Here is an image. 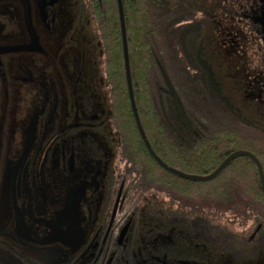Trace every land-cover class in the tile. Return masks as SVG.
<instances>
[{
    "label": "flooded vegetation",
    "instance_id": "af4514ba",
    "mask_svg": "<svg viewBox=\"0 0 264 264\" xmlns=\"http://www.w3.org/2000/svg\"><path fill=\"white\" fill-rule=\"evenodd\" d=\"M156 1L196 40L190 74L264 148V0ZM102 8L0 0V264H264V203L234 175L185 196L155 160L143 173L126 153ZM174 126L181 148L203 134Z\"/></svg>",
    "mask_w": 264,
    "mask_h": 264
},
{
    "label": "trees",
    "instance_id": "16d2710c",
    "mask_svg": "<svg viewBox=\"0 0 264 264\" xmlns=\"http://www.w3.org/2000/svg\"><path fill=\"white\" fill-rule=\"evenodd\" d=\"M121 1L135 107L156 155L166 165L183 173L206 175L230 153L246 150L258 159L264 175V148L237 128L223 95L218 89L215 96L211 94V81L200 78L197 73L190 74L187 67L193 69L196 40L173 28L178 17L168 9L167 13L156 0ZM102 6L100 21L105 68L113 94L116 123L126 153L137 157L144 173L147 162L156 164L140 139L130 107L116 0H102ZM188 120L201 122L203 134L195 146L181 148L174 140L179 134L174 123ZM173 130H176L175 135ZM245 170L248 174L240 176L239 172ZM231 174L239 184L247 186L251 199L264 203L258 169L247 156L234 158L218 175L206 181H192L166 173L167 177L182 182L185 196L202 197L221 192L219 190L224 188Z\"/></svg>",
    "mask_w": 264,
    "mask_h": 264
},
{
    "label": "water",
    "instance_id": "95a60500",
    "mask_svg": "<svg viewBox=\"0 0 264 264\" xmlns=\"http://www.w3.org/2000/svg\"><path fill=\"white\" fill-rule=\"evenodd\" d=\"M117 4V10H118V18H119V24H120V34H121V42H122V54H123V64H124V71H125V80H126V86H127V92H128V98L130 102L131 111L133 114V118L136 123V127L140 136V139L142 140L145 148L149 152V154L152 156V158L160 165L162 168L168 170L170 173L176 175L177 177L192 180V181H206L214 178L216 175L220 173V171L234 158L238 156H247L250 159H252L256 167L258 169L259 174V180L262 189L264 190V175L261 168V165L258 161V159L252 154L251 152H248L246 150H237L232 153H230L225 159L210 173L206 175H193V174H186L183 173L177 169H174L168 165H166L154 152L152 149L150 143L148 142L144 131L142 129V126L139 121V117L137 114V110L135 107L134 102V96H133V89L131 84V77H130V70H129V60H128V48H127V41H126V32H125V24H124V17H123V8H122V1L116 0Z\"/></svg>",
    "mask_w": 264,
    "mask_h": 264
},
{
    "label": "rangeland",
    "instance_id": "374dc122",
    "mask_svg": "<svg viewBox=\"0 0 264 264\" xmlns=\"http://www.w3.org/2000/svg\"><path fill=\"white\" fill-rule=\"evenodd\" d=\"M242 130V132L244 133V134H247V135H255V133L253 132V130H251V128H246V129H241ZM264 137V136H263Z\"/></svg>",
    "mask_w": 264,
    "mask_h": 264
}]
</instances>
